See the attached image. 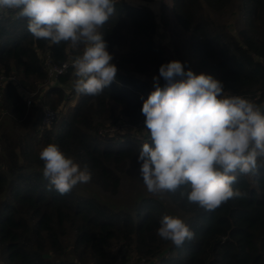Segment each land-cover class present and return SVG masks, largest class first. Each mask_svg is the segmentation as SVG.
Here are the masks:
<instances>
[{"label": "trees", "instance_id": "16d2710c", "mask_svg": "<svg viewBox=\"0 0 264 264\" xmlns=\"http://www.w3.org/2000/svg\"><path fill=\"white\" fill-rule=\"evenodd\" d=\"M115 0V12L100 29L113 57L115 80L98 96L80 95L74 109L63 114L51 130L37 135L42 119L38 105L27 107L18 88L9 83L2 92L0 116L6 112L17 125L33 123L36 138L13 140L0 136L1 264H126L129 258L151 264H264V166L256 175L237 170L233 187L243 195L214 211H205L181 197L185 189L159 196L139 194L128 207L117 208L75 187L61 195L50 189L42 174L39 152L56 144L62 152L91 172V185L117 196L129 171L140 174L138 154L143 143L131 136H103L99 128L128 122L142 124L143 103L155 91V82L139 77L159 76L162 65L176 61L158 41V22L151 7L157 0ZM237 3L243 17L239 38L215 26L209 12L223 13ZM176 23L188 37L185 71L210 75L236 93L264 102V0H172ZM66 43L36 40L27 21L11 10L0 15V76L16 78L29 92L41 90L48 73L47 50L57 64L83 50ZM73 71L60 86L43 93V101L63 110ZM161 78L159 84L164 86ZM78 96V97H79ZM264 114V108H262ZM145 130V129H144ZM5 145V149L4 146ZM264 165V162H261ZM97 196V195H95ZM164 215L179 216L194 238L175 246L157 236ZM118 249V251H116ZM159 258H161L159 260Z\"/></svg>", "mask_w": 264, "mask_h": 264}, {"label": "clouds", "instance_id": "9594fccd", "mask_svg": "<svg viewBox=\"0 0 264 264\" xmlns=\"http://www.w3.org/2000/svg\"><path fill=\"white\" fill-rule=\"evenodd\" d=\"M9 10L27 21L36 40L82 46L72 60L77 94L98 96L115 80L118 69L100 32L115 12V0H0V15ZM153 79L155 91L142 106L150 142L138 154L147 192L159 196L183 187L181 197L205 211L245 195L233 187L234 173L256 175L264 166V106L225 94L222 82L185 71L179 61L162 65ZM39 159L50 189L61 195L92 179L87 167L56 144L43 147ZM156 234L177 247L194 238L174 215L162 217Z\"/></svg>", "mask_w": 264, "mask_h": 264}, {"label": "rangeland", "instance_id": "374dc122", "mask_svg": "<svg viewBox=\"0 0 264 264\" xmlns=\"http://www.w3.org/2000/svg\"><path fill=\"white\" fill-rule=\"evenodd\" d=\"M134 2L137 3L138 5L141 3L139 0H134ZM151 7L154 9L155 16L158 22V27H159L158 41L167 48L169 55L173 59L181 62L185 66L186 62L190 58L192 60V56L189 53V44H188V37L185 34L186 32L176 23V19L173 14L172 0H157L154 4L151 5ZM208 15L210 17V20L215 26H218L220 28H225L227 32L239 38L240 36L239 34L243 29V17L239 13V6L237 3L232 4L228 8V10H226L223 13L209 12ZM123 54H125V51H122V49H116L112 53V57L118 58ZM149 76L150 77H144L140 75L139 77L147 79L149 81H153L154 80L153 79L154 77H152L153 75H149ZM7 85L8 84H6L4 87H6ZM2 89L4 91V88ZM72 91L73 93L69 96L70 103L66 101V104L63 108V112L65 114L67 111L68 113L71 112L80 99V96L79 94L76 93L75 88H72ZM260 104L264 106V102ZM32 124L33 123L31 122L25 126L17 125V123H15L9 116H7L6 112H3L2 115L0 116L1 139L3 135L13 140H16L18 138L27 139L28 136H31V138H36L35 137L36 133H34L35 129L32 126ZM108 126L109 125H107L106 127ZM37 132H38L37 135L39 137V135L41 136V134L45 133L46 131L43 132L42 130L38 129ZM128 132L134 134V136L131 137H135V138L139 137L141 140L144 141L149 139L147 133L145 132L144 129H141V127L130 129ZM118 135L121 134L117 133L115 136L117 137ZM145 138L147 139L145 140ZM0 146H1V142H0ZM3 146L5 149L4 144ZM0 164L3 166V168L0 167V170L4 169L5 165L3 164L2 160L0 161ZM75 189H77L80 193L88 195L90 197H96L99 199L101 198L103 199V201L108 203L111 202L117 208H124L130 206L132 204L134 197L138 196L139 194H146V193L147 195L150 194L147 192L143 184L142 177L140 176V174L136 173L135 171H129L124 176L121 191L117 196H109L108 194L104 193L102 190H98L90 183L78 184L77 186H75ZM116 251H118V249ZM160 259L161 258H159V260ZM1 261L2 260L0 258V264ZM137 262L138 261L136 260V263Z\"/></svg>", "mask_w": 264, "mask_h": 264}, {"label": "built area", "instance_id": "2783aa9c", "mask_svg": "<svg viewBox=\"0 0 264 264\" xmlns=\"http://www.w3.org/2000/svg\"><path fill=\"white\" fill-rule=\"evenodd\" d=\"M82 51H81V54H82ZM73 58L74 56L69 51L68 60L62 64H57L51 58V52L47 50L46 53L43 55V62L46 67V71L48 73L47 82L42 86L41 90L36 91V92H29L26 89H24L20 85L19 81L14 77L7 78L6 76L1 75L0 76V101L2 99V92H3L2 88H5L4 86L6 84H9V83L14 84L18 88L20 94L25 98V102L29 109L34 105H38L40 109L42 110V119H41L39 130H42L43 132L51 130L53 126L61 120L64 112L63 110H55L49 104L45 103L42 98L43 93L46 92L50 88L60 86V83H59L60 78L62 76L67 75L70 71H73L72 72L73 77L69 85V88H70L69 95L72 93V88H74L73 82L75 79H77V77L74 76V69L72 67ZM259 61L262 63V66L264 68V58L263 57L259 58ZM225 94L242 96V95L232 93V92L225 93ZM242 97L249 99L255 103H257V100H258V97L254 99H251L250 97H247V96H242ZM69 99L70 98L68 96V101H67L68 103H70ZM142 126H143L142 124L137 125V124H131L128 122L118 123L115 126L99 128V134L103 136H115L117 133H119L124 136H134V134H131L128 131L130 129H134V128L142 127ZM2 154H3V150H2V147L0 146V161H1ZM0 167L3 168L1 164H0ZM125 255H126V249H123L121 256L119 257V261H118L119 264H121L122 258ZM136 260L138 261L137 263H136ZM126 264H151V263L147 259L129 258L126 261Z\"/></svg>", "mask_w": 264, "mask_h": 264}]
</instances>
